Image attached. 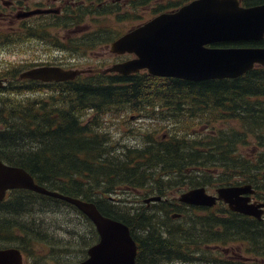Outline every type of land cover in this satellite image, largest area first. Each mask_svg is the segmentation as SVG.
Here are the masks:
<instances>
[{
  "label": "trees",
  "instance_id": "1",
  "mask_svg": "<svg viewBox=\"0 0 264 264\" xmlns=\"http://www.w3.org/2000/svg\"><path fill=\"white\" fill-rule=\"evenodd\" d=\"M76 19L79 22L80 14ZM9 36L0 33L5 42L10 41ZM80 36L85 38L57 45L60 49H92L96 42L92 36L87 32ZM225 45L264 47V37L256 42ZM17 71L13 69L9 76L13 78ZM11 85L7 95L0 96V160L22 167L36 183L49 190L93 202L100 213L110 212L107 206L99 207L95 199L105 200V195L120 185L132 186L135 173L136 182L142 183L138 171L152 169L148 177L151 189L160 192L174 186L166 170L172 164H177V169L198 166L211 171L222 166L252 173L264 168L261 152L247 160L236 150L237 144H249L256 150L264 147V68L260 66L236 78L195 82L145 73L83 74L55 83L45 96L39 94L43 89L39 82L14 80ZM26 92L38 93L31 97L22 95ZM136 115L146 116L149 121L178 115L186 122L182 127L187 133L200 126L209 127L211 133L189 139L190 147L184 153L179 149L184 138L171 135L161 139L159 126L150 131H156V136L144 138L150 143L140 149H135L130 139L123 142L114 132L104 129V123H113L117 129L120 124L129 126L128 118ZM24 202L37 204L40 211H47L50 204L65 203L29 190L12 189L0 201V223L3 216L23 211L19 206ZM158 205L163 211L167 208L164 203ZM34 209L30 206V210ZM196 211L193 208L192 214H182L180 219L162 224L144 225L137 237L136 264H144L142 259L153 260L148 264H156L157 259L194 260L199 257L191 256L196 249L201 252L198 254L206 255L210 245H223L235 237L246 243L258 238L250 231L240 233L235 225L226 223V216L215 215L210 209L202 210L206 214ZM9 221L11 230L22 232L20 224L14 219ZM20 238L12 236L13 241ZM254 244L245 252L264 258V243Z\"/></svg>",
  "mask_w": 264,
  "mask_h": 264
},
{
  "label": "water",
  "instance_id": "2",
  "mask_svg": "<svg viewBox=\"0 0 264 264\" xmlns=\"http://www.w3.org/2000/svg\"><path fill=\"white\" fill-rule=\"evenodd\" d=\"M263 35L264 5L240 7L236 0H193L173 11L160 13L111 41L109 52L128 53L133 57L99 71L130 75L144 70L156 77L193 82L235 78L254 66L264 67V47L225 44L256 42ZM90 71L41 65L20 71L17 78L63 81ZM247 188L248 185L220 188L217 198L232 211L258 217L257 206L247 204V198L238 196ZM11 189H25L63 201L92 223L97 240L86 248V257L75 264H135V243L127 226L103 216L93 202L49 190L36 183L22 167L0 160V201ZM178 200L190 205L214 203V197L200 187L182 192ZM0 264H20L18 250L0 248Z\"/></svg>",
  "mask_w": 264,
  "mask_h": 264
},
{
  "label": "flooded vegetation",
  "instance_id": "3",
  "mask_svg": "<svg viewBox=\"0 0 264 264\" xmlns=\"http://www.w3.org/2000/svg\"><path fill=\"white\" fill-rule=\"evenodd\" d=\"M150 1L151 0H0V27L8 28V33L10 34V36L12 35L11 38L15 37V40L20 42H28L29 40H35V39L42 43L74 41L77 40L76 39L77 37L85 38L83 36H80V34L87 32L92 37L96 36L94 37V39L97 41L102 42L110 38L109 40L110 43L114 39L118 38L120 35L131 30L132 27H136L162 12L173 11L178 7L187 4L193 0H154L157 3V6L151 10L153 13L149 19L142 21L138 25L136 24L132 25L131 28H128L125 32L121 34H117L115 36L114 35L107 36L106 35L107 32H103L101 33V35L97 36L96 35L97 32L93 29V27L92 30L86 31V28L88 27L90 28L92 25H81L83 19L90 16L98 18V17H104L114 14L115 20H120V19L123 20L124 19L123 9L125 7L134 9L137 4L148 5ZM236 1L240 7H256V6L264 5V0H236ZM77 14H80L79 22H77L76 19ZM35 28H38V30H35ZM48 28L51 29L62 28L64 30L67 29L65 31L71 32L72 35L71 36L48 35L49 34ZM37 31L40 32L36 33ZM103 37H105L104 40ZM108 45H105L102 53L106 51L110 53L111 55L110 56L111 60L109 62L110 65L133 57L132 54H128V53H122V54L111 53L108 51ZM56 47L60 49V45H56ZM56 64H57L56 60H54V62L44 61L32 67L46 65V66H58L63 69H69L67 67H62ZM85 69H90L91 71L79 75H83V74L93 75L98 73L107 74V75L117 74L115 72L102 73L99 71L100 69L97 70L93 68H85ZM4 71L8 72L9 70L8 71L4 70ZM19 72L20 71L18 70L13 78L10 76L0 77V81L2 82V85L0 86V91H3L1 95H7L6 92L12 87L11 82L14 80L18 82L20 81L26 82L28 80L32 82H39L41 85L40 87H43L41 91L44 92L45 95H47L49 92L53 90L55 83L69 81V80L43 81V80L28 79V78L18 79L17 75ZM144 117L146 118V116H142V115L130 116L127 121H131V119L136 118V122H138L134 124L136 126L140 123V119H143ZM169 120L170 118H165L164 119L165 124L159 126V129H161L159 133L163 134L162 135L163 138L166 137V135H170L172 126ZM183 129L184 128L181 127V130ZM155 132L156 131L150 132L149 136L152 137L156 136ZM133 142L135 144V149L141 148L140 144L136 143V140H134ZM143 143L145 146L148 143H150V141L144 140ZM242 145H246V144H242ZM262 148L264 147H260L258 150H256V148L253 149L250 148V150L252 151L250 157H244V156L242 157L244 159L249 160V158H254L258 152H261L262 154L261 157L264 158V151H261ZM166 170H167V174L170 175L169 177H171L174 182V186L167 191L157 192L154 189H151L150 187L152 186V183H149L146 186H138L136 182V173H135L134 184L132 186L126 185L124 186V188L119 189V192L120 191L123 192L121 195H116L117 194L116 192L114 193V195L118 197L117 199L119 201L132 203V205L128 206L126 209L127 214H130L131 212L133 213L134 221L132 222L133 223L132 225H128L123 217L118 215L116 216V214L113 215L111 213L109 214L101 213L103 216L109 217L111 219L114 220L118 219L127 226L129 235L131 236V238L135 243V257H134L135 264H136V251H137L136 249L137 237L140 231L142 230L141 228H143L144 225H147L148 223H151L152 225L158 223L162 224L164 221L167 220L173 221L176 219H180L181 215L184 212L183 210H192L193 208H196L197 210L210 209L211 212H213V214L215 215L226 216L224 217L225 219H227L226 223L235 225L239 229L240 233H243V231L246 232L250 231V233H254L256 236H258V238L256 239H250L249 243L237 242L236 237L226 241L229 244L235 243V245L232 244L233 246H231L228 249V253L231 256L226 254L225 256L227 257L224 256V259L217 258V260L219 261L221 260L225 264L232 262H240V261L243 264H264V258L257 259L251 253H248L246 256H242L241 254L233 255L232 252V250L236 248L238 249L241 248L243 251V249L255 247L254 243L257 244L264 243V206L260 205V204H264V168L261 171H257L256 173L248 172L246 170L243 171L235 170L232 172L231 171L226 172L222 166H218L215 169L209 171L208 169H202L198 166L183 167L177 169V164H172V168L167 167ZM193 173L197 174L198 180L199 178H204V181H201L202 183L186 182L187 184H185L184 180H187L188 177H190ZM222 173L226 175L221 176ZM210 174H211L210 179H214L218 181L217 185L213 187L212 190H209L207 185H205V182L207 181V179H205V175H210ZM144 183L145 182L141 184L143 185ZM246 185H248L247 191L239 193L238 196L247 198L246 201L247 204H252L254 206H257V208L260 210L258 217H255L250 214H244V213L232 211L231 209H229L227 203H225L221 198H217L218 195L217 190L220 188H227L232 186L245 187ZM196 187L202 188L206 194L213 196L214 203L210 206L190 205V204L182 203L178 200V197L182 192ZM114 191L115 189H113L109 194H107V196L104 193L101 192L98 193L99 195L102 196L105 195V200H101L103 197L99 198L101 200V203L107 204L109 201L112 203L113 201H117L115 200L116 196L111 195V193ZM122 196H124V198H121ZM152 196L154 197L159 196L160 198L158 197L157 200H151L150 198ZM153 203H155L154 206L150 207L151 205H153ZM157 203L166 204L167 205L166 210L159 211L158 207L156 206ZM215 208H218L219 210L214 211ZM220 209H225V210L221 211ZM136 212L138 213L137 215L138 217L142 216L141 213H143L144 215L142 221H140L139 223H136V217H134V214H136ZM206 213L207 212H201V214H206ZM149 215H151L152 217H149ZM155 216H157L159 219H155ZM143 219L147 220L148 222L144 223ZM89 223L91 224V227L96 233L92 223L90 221ZM248 225L251 226L247 230ZM26 240L27 238L23 234L19 239V241L14 246H9L18 250L20 254V264H22L23 262L22 254H24L23 247H24V241ZM95 242L96 241H94L93 243ZM47 246L48 244L46 243V248L48 249ZM2 248H6V247H2ZM209 248H211L212 250L214 249L218 250L217 253L226 251V247L224 246V244L210 245ZM85 257L86 255L84 256V258ZM233 257L239 258L240 260L234 259Z\"/></svg>",
  "mask_w": 264,
  "mask_h": 264
},
{
  "label": "rangeland",
  "instance_id": "4",
  "mask_svg": "<svg viewBox=\"0 0 264 264\" xmlns=\"http://www.w3.org/2000/svg\"><path fill=\"white\" fill-rule=\"evenodd\" d=\"M156 6L157 3L154 0H151L148 5L137 4L134 9L125 7L123 9V20H115L114 14L98 18L90 16L84 18L81 25H92L90 28H86V30H92L93 27V29L99 33L107 32V36H115L117 34L125 32L128 28H131L132 25H138L142 21L149 19L153 13L151 10ZM133 28L135 27H132V29ZM65 30L62 28H48V35H72L71 32H66ZM38 32L40 31H37L36 33ZM0 33H5L8 35V28L0 27ZM94 37L96 36H93L92 40L96 42L92 46V49H81L79 47L77 48L78 50L59 49L58 47H56L58 42L42 43L40 41H37L36 39L29 40L28 42H20L15 40V37L11 38L10 41L5 42L0 38V77H8L10 71H12L13 69H18L19 71H21L44 61L54 62V60L57 61L56 65L71 69L93 68L97 70L107 67L108 65H110L109 62L111 60V55L107 51L104 53H102V51L105 45L109 44L110 38L106 41L101 42L95 40ZM104 39L105 37H103V40ZM66 42L67 41H61V43ZM4 70L9 71L5 72ZM2 92L3 91H0V96H6L1 95ZM37 93L38 92H26L22 95L31 97L37 95ZM39 94L45 95V93L42 91L39 92ZM165 118H170L169 121L172 126L170 135H166L165 138L169 136L171 137V135L172 137L174 135H180V138L182 136L184 140L180 144L181 148L179 149L184 151V153H187L190 147L189 139L211 133L209 127H203L201 129V126L200 129L199 127H196L194 130H191L188 133L186 128L181 130L182 124H185L186 122H184L183 118L178 115L158 116V118H152L151 121L147 120V118L144 117L143 119H140V123L136 126L134 124L138 122H136V118H134L131 119V121H128L129 126L127 124H120L118 125V129L114 127L113 123H104V129L106 131L110 130L114 132L116 137L119 136V138L122 139L123 142H125L126 139H130L132 142L136 140V143L140 144V147H142L144 145V138L149 137L150 131H152L153 129L157 128L158 126L164 125ZM263 149L264 148H262L261 151H264ZM169 150L174 151V149ZM236 150H238L237 153L242 154V156L244 157H250V155L252 154V151L249 148V144H237ZM236 169L237 167L224 168L226 172H232ZM151 171L152 169L138 172L137 175L139 176V179L145 182L143 185L141 183H137L138 186H146L149 184L148 177L149 172ZM225 175L226 174L224 173L221 174V176ZM210 177L211 174L205 175V179H207L205 185H207L209 190H212L213 187L217 185L218 181L210 179ZM197 178V174L193 173L190 177H188L187 180H184V182L185 184H187L186 182L198 183L204 181V178H199L200 181ZM124 186L125 185H120L116 187L115 191L112 192L111 195H121L123 192H119V189L124 188ZM115 192L117 193L116 195H114ZM115 198V200L117 201H113L112 204H103L100 200L98 201L97 198L95 200L97 201L99 207L106 208L104 206H107L108 208L106 209L111 214H116V216L118 215L123 217L124 220L128 222V225H132V222L134 221L133 213L131 212L130 214L126 215V209L128 206H131L132 203L119 201L117 199V196ZM121 198H124V196H122ZM154 204L155 203H153V205H151L150 207L154 206ZM158 204L159 203H157L156 206L158 207L159 211H162ZM30 206H33V208L35 209L30 210ZM2 207L3 206L0 205V208ZM21 208H23L24 210L17 211L15 214L9 213L7 214V216H3V222L0 223V248L14 246L18 241H13L12 236L21 237L24 234L27 240L24 241V254H22V264H75L76 262L81 261L84 258V256L86 255L85 249L88 247V245L97 240V233L94 232L91 224L85 218V216L74 207L69 206L66 203L50 204L48 205L47 211L37 210V204L28 205L25 202L21 205ZM183 211L184 216L185 214L193 213L192 210ZM201 212L202 210L196 211L197 214H201ZM137 215L138 213L136 212V214H134V217H136V223H139L140 221H142L143 216L138 217ZM7 217L8 220H6ZM12 219H14L17 224H20L19 230H22V232L17 233L15 230H11V223L9 220ZM155 219L159 218L155 216ZM141 233L142 231H140L139 235ZM46 243L48 244V249L46 248ZM227 243L228 242L224 243L226 251L220 253H217L218 250H212L211 248L208 249L210 253H207L206 255L198 254V252H200L199 249L194 250V254H191V256H199L194 260L179 261L157 259L154 260V262L156 264H221V262L217 260V258L224 259V256L226 254L230 255L228 253V249L233 246L232 244L235 245V243ZM232 252L233 255L241 254L243 256H246L248 254V252H245V249H243L242 251L241 248L233 249ZM151 261L153 260L142 259V262L144 264H148Z\"/></svg>",
  "mask_w": 264,
  "mask_h": 264
},
{
  "label": "bare ground",
  "instance_id": "5",
  "mask_svg": "<svg viewBox=\"0 0 264 264\" xmlns=\"http://www.w3.org/2000/svg\"><path fill=\"white\" fill-rule=\"evenodd\" d=\"M79 8V7H78ZM61 95V94H60ZM63 96V95H62ZM14 105V104H13ZM71 105V104H70ZM42 110V109H41ZM81 110V109H80ZM94 111V110H93ZM30 114V113H29ZM78 125V124H77ZM93 133V132H92ZM71 136V135H70ZM90 136V135H89ZM47 139V138H46ZM45 145V144H44ZM96 145H97V143H96ZM99 146V145H98ZM132 150V149H131ZM93 165V164H92ZM142 165V164H141ZM132 171H133V169H132ZM139 172V171H138ZM154 174V173H153ZM139 181V180H138ZM110 203V202H109ZM112 204V203H111ZM21 207V206H20ZM105 209V208H104ZM111 209V208H110ZM126 215H127V213H126ZM125 215V216H126ZM129 216V215H128ZM116 221H120V220H118V219H115ZM121 222V221H120ZM122 223V222H121Z\"/></svg>",
  "mask_w": 264,
  "mask_h": 264
}]
</instances>
